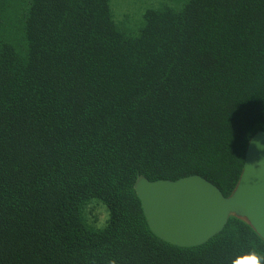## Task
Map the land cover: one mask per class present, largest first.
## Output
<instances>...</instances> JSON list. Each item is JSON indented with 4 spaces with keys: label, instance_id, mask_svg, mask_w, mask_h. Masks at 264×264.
Wrapping results in <instances>:
<instances>
[{
    "label": "trees",
    "instance_id": "1",
    "mask_svg": "<svg viewBox=\"0 0 264 264\" xmlns=\"http://www.w3.org/2000/svg\"><path fill=\"white\" fill-rule=\"evenodd\" d=\"M259 131L264 0L147 10L133 37L109 0H34V264H264L233 215L199 246L160 239L134 190L199 175L227 197ZM0 264H33V0H0Z\"/></svg>",
    "mask_w": 264,
    "mask_h": 264
},
{
    "label": "water",
    "instance_id": "2",
    "mask_svg": "<svg viewBox=\"0 0 264 264\" xmlns=\"http://www.w3.org/2000/svg\"><path fill=\"white\" fill-rule=\"evenodd\" d=\"M257 142L264 144V131L250 138L240 178L227 197L199 175L173 181L138 177L134 190L150 230L170 244L194 247L222 231L233 215L264 240V148Z\"/></svg>",
    "mask_w": 264,
    "mask_h": 264
},
{
    "label": "rangeland",
    "instance_id": "3",
    "mask_svg": "<svg viewBox=\"0 0 264 264\" xmlns=\"http://www.w3.org/2000/svg\"><path fill=\"white\" fill-rule=\"evenodd\" d=\"M189 0H109L116 28L128 36H137L144 25L147 10L164 6L180 9ZM19 4V3H18ZM18 11V10H17ZM16 11V12H17ZM85 221L95 229H103L109 220V209L99 199L91 198L86 205Z\"/></svg>",
    "mask_w": 264,
    "mask_h": 264
},
{
    "label": "clouds",
    "instance_id": "4",
    "mask_svg": "<svg viewBox=\"0 0 264 264\" xmlns=\"http://www.w3.org/2000/svg\"><path fill=\"white\" fill-rule=\"evenodd\" d=\"M257 148H264V144L257 142Z\"/></svg>",
    "mask_w": 264,
    "mask_h": 264
}]
</instances>
